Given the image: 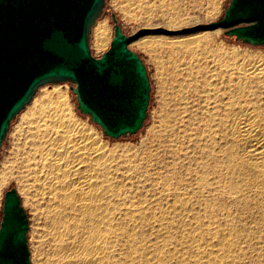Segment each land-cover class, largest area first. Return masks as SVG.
<instances>
[{
    "label": "bare ground",
    "instance_id": "obj_1",
    "mask_svg": "<svg viewBox=\"0 0 264 264\" xmlns=\"http://www.w3.org/2000/svg\"><path fill=\"white\" fill-rule=\"evenodd\" d=\"M94 29L104 44L107 26ZM203 34L136 40L198 56L172 71V108L158 122L172 164L151 148L105 150L64 92L22 114L9 172L42 221L41 264H264V55Z\"/></svg>",
    "mask_w": 264,
    "mask_h": 264
},
{
    "label": "water",
    "instance_id": "obj_2",
    "mask_svg": "<svg viewBox=\"0 0 264 264\" xmlns=\"http://www.w3.org/2000/svg\"><path fill=\"white\" fill-rule=\"evenodd\" d=\"M106 0H0V149L16 117L47 85L70 83L80 114L105 137L135 135L147 119L151 86L129 45L148 34L221 30L235 42L264 47V0H229L220 19L178 31L126 34L111 14L109 48L92 55L89 39ZM29 219L14 187L4 192L0 264H31Z\"/></svg>",
    "mask_w": 264,
    "mask_h": 264
},
{
    "label": "rangeland",
    "instance_id": "obj_3",
    "mask_svg": "<svg viewBox=\"0 0 264 264\" xmlns=\"http://www.w3.org/2000/svg\"><path fill=\"white\" fill-rule=\"evenodd\" d=\"M228 1L229 0H216V4L214 6L215 9L211 10L213 9L210 8L212 0H106L102 16L96 22L91 32V36L89 39L90 51L93 56L99 57L103 52H105L109 48V44L113 36L112 22L110 18L111 14L115 15L117 21L122 26L126 34H132L137 30L143 28H149L154 30L165 29L169 31H178L184 28L196 26L198 24H207L213 21H217L221 18ZM99 24H105L107 26L108 31V39L104 44L101 45L100 43H98V41H96L97 35L94 29ZM218 31L219 32L198 31V33L201 34V32H204L202 36H211V45L214 47L216 46L215 48H224L229 52H234L237 54H240V52H242L246 54L256 53L264 55V47H252L241 44L240 42H235L234 39H232L231 37L225 36L222 31ZM152 35L174 37L188 34L169 35L164 33H154L145 36ZM129 48L132 51L136 52L143 61L151 86L150 101L147 110V119L145 120L143 127L138 133L132 136L119 138L117 140L105 137L102 133V130L97 125L92 123L88 116L80 114L77 110L75 96L70 90L71 84L61 83L43 86L38 90L36 96L33 98L31 103L16 117L15 121L10 127L9 133L5 141L1 146L0 216L4 192L10 187H14L21 198L22 206L25 209L29 219V231L27 234V238L31 264H41L40 255L41 253L43 254L44 251H46L48 248L46 242L43 240L40 233L42 221L36 219L37 217L35 218V214L31 209L30 204L25 203V197L19 190L18 182L16 180L15 175L12 174L13 170L11 172L9 171L12 169L11 164L14 160L17 149V136L19 133V129L21 128L22 123L25 119L24 117L27 115V113H29L32 108H34L36 104H38V102L44 101L49 96L53 97L58 92H64L67 95L68 104L70 105V111H72L71 113L74 119L77 120V122L79 123V127H84L85 129L90 130L93 133V136H95V138L101 141H99V143L101 144V146H104L103 148L105 150L108 149L107 151H110L114 154H140L144 153L145 151L147 152V150L151 148L148 151L151 152L152 150L153 152L151 153L158 154V157L159 159H162V162H165L167 157V160L169 161L166 162L172 164V160L174 157L173 151L176 148L174 146L163 145L160 143L158 137L155 138V136L158 135V122L163 119L161 118L162 116L165 117L166 115H169V111L172 108L170 98L175 90L174 82L172 80L174 78L173 76L175 75V73L173 72L179 69L180 64L184 66L190 61L194 62L196 58H198V56L194 55L193 57H191L190 55L176 52V50L170 51L168 49L159 47H155L154 49L151 46L139 45L136 41L131 43L129 45ZM165 84H167V88ZM170 84L172 85V87ZM29 107H31V109ZM25 110H28V112H25ZM162 112L165 113L163 114ZM22 114H24L25 116ZM153 140H155V142ZM152 143L156 146H154ZM37 200H39V196L37 197ZM39 201L42 203L38 204L37 206H40L41 208L44 206V200ZM255 246V249H257V247L258 249L264 248V246L262 245ZM40 251L42 252L40 253ZM37 252L39 256L37 255Z\"/></svg>",
    "mask_w": 264,
    "mask_h": 264
},
{
    "label": "trees",
    "instance_id": "obj_4",
    "mask_svg": "<svg viewBox=\"0 0 264 264\" xmlns=\"http://www.w3.org/2000/svg\"><path fill=\"white\" fill-rule=\"evenodd\" d=\"M232 39H234V38H232ZM239 43V42H238Z\"/></svg>",
    "mask_w": 264,
    "mask_h": 264
}]
</instances>
